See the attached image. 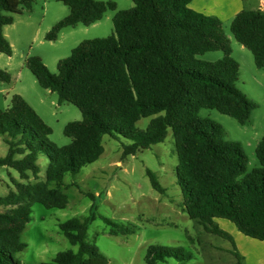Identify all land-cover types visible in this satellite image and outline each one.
Listing matches in <instances>:
<instances>
[{
  "label": "trees",
  "instance_id": "16d2710c",
  "mask_svg": "<svg viewBox=\"0 0 264 264\" xmlns=\"http://www.w3.org/2000/svg\"><path fill=\"white\" fill-rule=\"evenodd\" d=\"M56 1L67 6L69 14L51 28L46 41H56L64 28L90 26L107 10H116L113 2ZM130 1V9L113 16V34L79 43L69 57L58 61L57 74L49 72L39 57L26 61L41 88L55 93L59 103H70L80 111L82 120L69 122L63 129L71 139L68 145L58 147L49 141L50 127L21 96L13 95L10 106L0 109V139L7 146L0 168L16 171L21 180L13 181L15 191L0 197L5 208L0 213V264H20L16 255L26 248L21 235L34 203L46 209L67 207L61 190L64 176L77 175L96 162L104 151V136L128 140L122 144L126 158L164 142L168 129L177 158L176 184L188 218L206 233L228 240L232 245L228 252L236 264L243 258L216 220L229 221L243 236L264 241V136L255 149L259 167L248 172L241 144L226 140L219 124L198 116L200 109H212L243 126L256 108L235 85L238 63L230 57L223 22L190 9L192 0ZM21 4L30 8L29 0H0V53L6 56H11L12 48L3 28L13 23L12 14L21 13ZM229 29L251 52L256 68H264V10H242ZM215 51L224 57L215 62L198 59ZM9 80L0 71V81ZM142 118H151L144 131L136 128ZM39 156L48 159L44 181L38 180ZM145 173L151 187L164 194L155 174L149 169ZM93 220L91 214L60 223V231L77 250L60 252L43 264H108L106 256L86 241L88 223ZM105 222L112 236L132 232L109 219ZM144 258L146 264L188 259L180 247L153 245L147 247Z\"/></svg>",
  "mask_w": 264,
  "mask_h": 264
},
{
  "label": "rangeland",
  "instance_id": "374dc122",
  "mask_svg": "<svg viewBox=\"0 0 264 264\" xmlns=\"http://www.w3.org/2000/svg\"><path fill=\"white\" fill-rule=\"evenodd\" d=\"M94 1L113 2L116 10H107L100 21L90 26L78 24L64 28L56 41H46L45 36L69 14V8L56 0H29L30 8L21 4V13L12 14L13 23L3 28L12 54L6 56L0 53V71L10 76L9 82L0 81V109L10 106L13 95L21 96L50 127L48 139L58 147L66 146L71 141L63 134L65 125L81 121L82 115L72 104L59 103L55 93L41 88L26 67V61L31 57H39L49 72L57 74L59 60L69 57L72 49L82 41L112 35V18L116 11L133 6L130 0ZM229 25L230 22L223 24V29L229 40L230 57L238 63L235 85L248 100L256 104V108L243 126L212 109H200L198 116L219 124L226 140L241 144L247 157V171L250 172L259 167L255 149L264 136V68H256L251 52L234 39ZM223 57V52L215 51L204 53L198 59L215 62ZM150 119H140L136 128L144 131ZM123 143L129 141L104 136V151L100 158L82 168L77 175L64 176L61 190L68 200L65 209H46L39 203L32 205L30 222L21 235L26 248L16 258L49 261L60 252H75L77 248L68 242L58 225L73 218L83 220L93 214L94 220L88 223L86 241L106 256L108 264H146V249L151 245L180 247L188 258L183 263L169 258L156 264H229L228 259L233 258L227 251L232 248L231 243L206 233L183 210L181 191L176 184L177 158L171 130H167L164 142L126 158L122 157ZM6 152L7 146L0 139V157H4ZM37 164L40 167L38 180L44 181L47 157L39 156ZM147 169L155 174L165 190L164 194L157 193L151 187L145 173ZM13 181H21L19 174L12 169L0 168V197L15 191ZM88 193L93 197L87 196ZM4 211L5 208L0 206V213ZM105 219L132 232L112 236ZM216 222L219 228L231 235L236 248L248 255V264H252L254 255L248 251L254 250L248 245H241L236 238L237 242L234 241L235 226L223 219Z\"/></svg>",
  "mask_w": 264,
  "mask_h": 264
},
{
  "label": "crops",
  "instance_id": "0c3cea01",
  "mask_svg": "<svg viewBox=\"0 0 264 264\" xmlns=\"http://www.w3.org/2000/svg\"><path fill=\"white\" fill-rule=\"evenodd\" d=\"M189 8L198 13L216 17L221 22H223V24H225L227 22H231L233 17L242 10H264V0H192L189 3ZM234 234L236 235L235 237L233 236L234 241H236L237 239L239 240L241 245H248L250 246L251 250H254L248 251L250 254L254 255L252 264H264V241H257L248 237L241 236V234L237 230L236 232H234ZM230 250L231 249L227 251ZM236 250L238 254H240L243 258L241 264H248V255L245 252L239 250L238 248H236ZM229 255L231 254L229 253ZM231 257L233 256L231 255ZM51 260L45 261L39 258L30 260H19V262L20 264H43L46 262H50ZM228 261L229 264H236V259L234 257L230 260L228 259Z\"/></svg>",
  "mask_w": 264,
  "mask_h": 264
}]
</instances>
